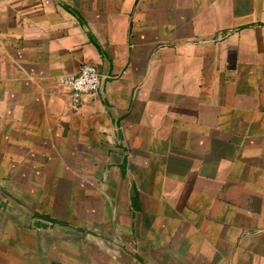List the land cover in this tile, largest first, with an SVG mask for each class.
<instances>
[{
  "label": "crops",
  "instance_id": "0c3cea01",
  "mask_svg": "<svg viewBox=\"0 0 264 264\" xmlns=\"http://www.w3.org/2000/svg\"><path fill=\"white\" fill-rule=\"evenodd\" d=\"M87 261L264 264V0H0V264Z\"/></svg>",
  "mask_w": 264,
  "mask_h": 264
},
{
  "label": "built area",
  "instance_id": "2783aa9c",
  "mask_svg": "<svg viewBox=\"0 0 264 264\" xmlns=\"http://www.w3.org/2000/svg\"><path fill=\"white\" fill-rule=\"evenodd\" d=\"M63 83L70 88L71 108L78 111L82 105L83 96L98 92L101 86V75L96 66L85 62L79 72L68 75Z\"/></svg>",
  "mask_w": 264,
  "mask_h": 264
},
{
  "label": "rangeland",
  "instance_id": "374dc122",
  "mask_svg": "<svg viewBox=\"0 0 264 264\" xmlns=\"http://www.w3.org/2000/svg\"><path fill=\"white\" fill-rule=\"evenodd\" d=\"M72 166H77V164L76 163L71 164V167ZM90 181H93V180H90ZM70 185L73 186L72 184H70ZM72 197H71V210H72L73 214H76L77 210L81 206L86 205L87 202H83V201L79 202L77 200V198H72ZM86 198L88 200L90 199L91 201H93L94 195H92V198L90 196H87ZM81 215H82L81 213L74 215V217L77 220L74 222L85 226L88 230H93V231L97 230L99 232H106L107 231L106 233L108 234V228L106 229V227H104V226L99 227L101 225L99 221H95L93 219L89 220V218H85L86 219L85 220L83 218H80ZM79 239L81 240V238H79ZM74 241L76 242L75 238H73V242ZM80 243H81L80 247H82L81 249L85 250V252H87V253L89 251H91L93 254L92 256H95V253H97L98 257L101 258L102 261L108 257L109 252L112 250V249H110L111 247H110L109 242H105V240L98 239V237H95V238L94 237H84V240L80 241ZM107 244H109V245H107ZM104 246H107L106 248H108V249L104 248ZM88 262L89 261H87L86 264H89Z\"/></svg>",
  "mask_w": 264,
  "mask_h": 264
}]
</instances>
